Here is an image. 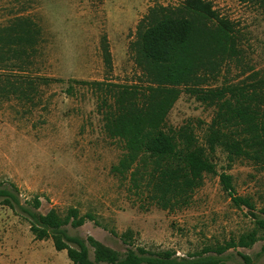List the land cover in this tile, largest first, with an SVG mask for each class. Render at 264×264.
<instances>
[{
  "label": "rangeland",
  "instance_id": "374dc122",
  "mask_svg": "<svg viewBox=\"0 0 264 264\" xmlns=\"http://www.w3.org/2000/svg\"><path fill=\"white\" fill-rule=\"evenodd\" d=\"M181 1L0 0V31L26 18L36 41L24 72L0 70V186L11 187L37 215H56L69 236L86 244L91 237L118 260L131 252L165 251L192 260L226 250V264L241 263L239 255L261 264L264 241L249 247L238 242L254 228L253 217L264 216V167L207 144L213 108L181 91L166 115L167 127L189 129L212 168L185 199L163 209L144 186L146 178H136L135 189L126 173L113 170L125 154L124 143L104 132L105 92L86 84L134 83L139 72L128 46L137 22L153 5L175 7ZM206 1L235 24L242 50L243 67L228 64L219 83L237 79L243 69L264 76V11L241 0ZM103 36L112 58L108 74L100 55ZM5 78L24 94L12 93ZM78 220L83 224L76 227ZM0 264L72 263L50 238L35 240L23 216L0 205Z\"/></svg>",
  "mask_w": 264,
  "mask_h": 264
},
{
  "label": "trees",
  "instance_id": "16d2710c",
  "mask_svg": "<svg viewBox=\"0 0 264 264\" xmlns=\"http://www.w3.org/2000/svg\"><path fill=\"white\" fill-rule=\"evenodd\" d=\"M241 2L264 11V0ZM34 33L30 21L21 17L0 31V70L21 74L27 69L35 52ZM238 33L235 24L219 15L206 0H182L175 7L156 4L137 22L134 41L128 46L139 72L136 81L86 83L94 90L105 92L104 132L109 138L124 143L125 154L113 170L126 173L135 189L140 186L137 181L146 178L144 186L163 209L171 200L185 199L201 185L203 174L212 168L205 150L188 128L166 126V115L181 91L213 108L208 128L211 138L208 136L207 144L264 167V76L251 68L241 70L235 80L218 81L228 64L243 67ZM100 55L108 74L112 58L105 36L101 38ZM17 78L26 81L27 77L13 79ZM9 79L5 78L11 92L23 95L22 87ZM232 200L237 199L232 197ZM0 205L23 216L35 240L50 238L54 249L65 251L72 264H226L229 258L223 254L226 250L216 256L192 260L165 251L131 252L118 260L113 252L91 237L86 244L79 237L69 236L62 228L64 221L53 213L37 215L21 203L11 187L0 186ZM38 206L35 202L34 209ZM253 220L254 228L240 236L238 247L264 241V216H255ZM74 224L78 227L83 221ZM88 245L94 251V261L89 257ZM261 251L264 252V247ZM239 256L242 262L237 264H255L251 257Z\"/></svg>",
  "mask_w": 264,
  "mask_h": 264
}]
</instances>
